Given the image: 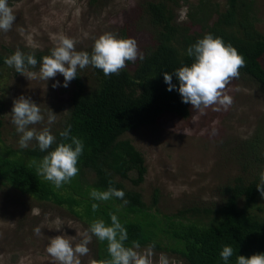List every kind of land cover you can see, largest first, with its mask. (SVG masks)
Segmentation results:
<instances>
[{
	"label": "trees",
	"instance_id": "trees-1",
	"mask_svg": "<svg viewBox=\"0 0 264 264\" xmlns=\"http://www.w3.org/2000/svg\"><path fill=\"white\" fill-rule=\"evenodd\" d=\"M169 1L178 3L150 0L144 6L155 44L135 71L92 53L96 86L87 89L79 72L72 74L69 109L52 135L34 147L14 148L3 138L0 118V188H15L79 220L93 240L92 264H131L134 250L145 246L187 264H264V206L258 203L264 152H253L243 166L256 168L248 175L253 177L227 184L219 206L168 214L158 206L157 189L150 204L135 189L147 165L124 138L127 132L154 125L166 113L190 117L196 91L226 70L246 74L264 89V33L254 25L252 0H226L223 8L199 0L206 13H195L194 22L204 32L193 34L175 25ZM7 53L0 51V66L33 69L49 59L43 51ZM4 108L0 102V112Z\"/></svg>",
	"mask_w": 264,
	"mask_h": 264
},
{
	"label": "rangeland",
	"instance_id": "rangeland-1",
	"mask_svg": "<svg viewBox=\"0 0 264 264\" xmlns=\"http://www.w3.org/2000/svg\"><path fill=\"white\" fill-rule=\"evenodd\" d=\"M148 1L0 0V51L49 54L33 69L0 66L5 141L14 148L34 147L62 126L72 74L79 72L87 89L96 86L92 53L135 71L155 44L144 10ZM252 1L254 25L264 33V0ZM177 2L169 1L175 25L188 28L189 34L204 32L194 22L195 13H206L199 0ZM209 4L223 8L226 0ZM216 18L213 14L210 21ZM124 138L145 157L147 174L135 189L148 204L157 189L164 213L219 206L227 184L256 170L243 167L253 152H264V89L248 75L226 70L196 91L190 117L166 113L156 124L129 131ZM258 203L264 206V193ZM93 246L86 227L64 209L33 201L15 188H0V264H92ZM131 264L187 262L145 246L134 250Z\"/></svg>",
	"mask_w": 264,
	"mask_h": 264
},
{
	"label": "bare ground",
	"instance_id": "bare-ground-1",
	"mask_svg": "<svg viewBox=\"0 0 264 264\" xmlns=\"http://www.w3.org/2000/svg\"><path fill=\"white\" fill-rule=\"evenodd\" d=\"M242 9V8H241ZM246 11V10H245ZM248 11V10H247ZM252 11V10H251ZM255 11V10H254ZM248 16H249V14H248ZM222 17V16H221ZM236 17V16H235ZM251 17V16H250ZM232 18V17H231ZM219 28V27H218ZM239 42V41H238ZM201 62V61H200ZM213 65H214V63H213ZM218 65V64H217ZM219 66V65H218ZM204 67V66H203ZM214 69V68H213ZM208 70V69H207ZM215 73V72H214ZM260 73V72H259ZM261 92V91H260ZM254 93V92H253ZM212 107V106H211ZM227 129V128H226Z\"/></svg>",
	"mask_w": 264,
	"mask_h": 264
}]
</instances>
